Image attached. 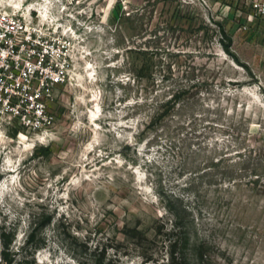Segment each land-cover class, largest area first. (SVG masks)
I'll return each instance as SVG.
<instances>
[{
  "label": "rangeland",
  "instance_id": "374dc122",
  "mask_svg": "<svg viewBox=\"0 0 264 264\" xmlns=\"http://www.w3.org/2000/svg\"><path fill=\"white\" fill-rule=\"evenodd\" d=\"M38 1L0 6L65 27L70 79L48 129L0 115V264H264V26L239 0Z\"/></svg>",
  "mask_w": 264,
  "mask_h": 264
},
{
  "label": "built area",
  "instance_id": "2783aa9c",
  "mask_svg": "<svg viewBox=\"0 0 264 264\" xmlns=\"http://www.w3.org/2000/svg\"><path fill=\"white\" fill-rule=\"evenodd\" d=\"M234 8L244 27L264 26V0H239ZM71 58L65 27L0 6V115L36 131L51 127L50 103L70 79Z\"/></svg>",
  "mask_w": 264,
  "mask_h": 264
},
{
  "label": "bare ground",
  "instance_id": "6f19581e",
  "mask_svg": "<svg viewBox=\"0 0 264 264\" xmlns=\"http://www.w3.org/2000/svg\"><path fill=\"white\" fill-rule=\"evenodd\" d=\"M50 2H51V0H42V1H38L37 3H32V4H33V6L38 5L39 8L41 9L43 15L44 16H47V15H49V6H48V3H50ZM16 7H19V6H16ZM14 9L17 10L16 8H14Z\"/></svg>",
  "mask_w": 264,
  "mask_h": 264
},
{
  "label": "trees",
  "instance_id": "16d2710c",
  "mask_svg": "<svg viewBox=\"0 0 264 264\" xmlns=\"http://www.w3.org/2000/svg\"><path fill=\"white\" fill-rule=\"evenodd\" d=\"M227 50H229L230 51V49H229V46L227 45ZM174 261H175V259H174V257H172V262H171V264H174Z\"/></svg>",
  "mask_w": 264,
  "mask_h": 264
}]
</instances>
